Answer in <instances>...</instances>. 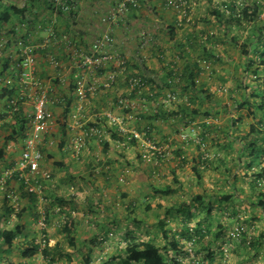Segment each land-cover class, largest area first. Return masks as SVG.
<instances>
[{
	"label": "crops",
	"instance_id": "0c3cea01",
	"mask_svg": "<svg viewBox=\"0 0 264 264\" xmlns=\"http://www.w3.org/2000/svg\"><path fill=\"white\" fill-rule=\"evenodd\" d=\"M121 1L123 0L90 1L80 6L78 17L74 21L69 20L67 22L65 17L56 15L51 16V21L61 33L68 34L72 31L69 34L75 37L78 48L84 52H89L92 43L106 28L100 21V16L108 13L114 4ZM140 1L142 5L139 9L131 11L125 20L115 23L112 27L116 41L115 50L127 59V69L118 71L110 66L108 70H105V72L117 70L116 86L112 90L100 89L96 94L88 96L80 111L83 121L86 122V126L100 122L95 116L104 111L121 115L123 112L118 109L117 102L121 97H130L128 80L134 74H142L144 77H148L156 87L158 85L160 87L166 86V77L174 79L173 75L177 73L183 75L184 83L182 85L187 87L191 85L189 78L194 76L197 85L200 88L204 86L209 89L210 95H213L211 98L208 97L209 93H187L197 97L195 108L199 110L198 115L190 116L185 120H182L181 116L174 117L176 116L174 112L178 111V107L177 105L175 108L172 107L175 105L173 102L164 103L163 94L167 91L165 90L161 92L162 98H157L158 100L149 102L145 99H135L142 106L141 108L138 106L136 114L127 119L125 129L128 133L123 134L134 136V134H144L146 131L148 133L151 131L154 143L169 144L174 155H176V151L181 150L180 154L186 158L184 160L187 162L188 152L194 143L191 134L195 130L199 137L205 133V140L200 149L195 144L200 153L193 160L199 163L201 155L204 158L201 149L205 148L204 151L209 154L214 152L213 159H209L211 162L214 163L216 160L220 162V152L224 150L223 146L227 144L228 137L236 139L235 147L237 149L243 143V140L240 143L237 140L241 131L242 119L240 114L242 110L239 111L235 103L242 100L246 85L249 86L251 83V86H258L254 80L247 83L245 79L239 78L237 71L243 69L246 58L242 56L239 44L231 40L237 30L234 33H228L221 22L213 16V7L207 0H187L190 5H193V9L190 20H184L182 23H180L181 16L178 10L167 8L165 0ZM213 2L223 5L230 0H213ZM48 20L50 17L47 14L32 15L26 32L31 38V44L36 47L35 51H38L36 52V76L49 87L48 93L51 102L47 106V112L54 121V126L49 133L42 136L40 149L43 153L41 167L50 172L53 179L41 180L43 185L42 197L37 194L30 197L24 196L21 185L16 180L10 181V189L20 196L22 194L21 209L24 211L21 217L18 215V221L15 222V227L11 229L4 228L6 221L9 222L10 220V215H13L10 214L12 207L10 204L6 206V201L1 199L2 196L0 195V219H5V223L0 221V229L17 230L18 234L11 246L2 243L0 240V264H40V260L37 261L40 256L43 262L54 261L55 264H73L72 261L76 260L75 255L81 252L82 247H85V249L88 248V251L81 259L84 263L85 259L90 257V253L93 257L92 260L96 259L93 248L95 246L112 245L115 242V244L121 245L123 242L127 247L126 238L129 233L138 238L136 233L148 226L146 221L140 219L138 215L140 213L148 215L150 211L146 212V208L149 204L143 206V201L145 199L151 201L156 198L155 192L159 193L155 190L156 187H159V183L153 184L154 181L151 178L155 172L162 171L161 169L163 171L169 169L175 171L177 168V166H173L172 162L171 165H168L169 160H166L169 162L165 165H163L164 160L160 164L144 161L139 144L124 145L125 142H121L120 138L113 134L116 128L110 127L104 121L101 123H103L106 131L105 136L99 140L87 139L85 149L79 155L74 152L75 139L78 136L84 137L82 130H73L70 127L71 113L76 112L80 105L76 95L77 80L74 77L76 70L64 73L66 76L64 79H60V71L52 67L49 62V55H55L56 58L58 56L62 59L64 55L61 56V54L63 52L60 49H54L52 46L39 48L45 33L38 28V24L47 25ZM17 24V20L14 19L11 23L0 26V31L5 29L11 35L15 33ZM22 34L16 35L14 40L10 37L11 43L17 41V46L15 47L14 44L11 46V52L15 56L9 64L7 62L8 69L13 67V62L18 59L16 51L19 49L18 42L20 41L18 40ZM247 34L246 41L250 33L247 31ZM211 35H214L215 41L209 44L204 43L208 41V37ZM142 42H146L144 51L140 49ZM204 47L208 51H204ZM141 54L146 56V60L143 62L139 59ZM215 56H217V60L214 58ZM4 71L0 67V73ZM4 74L8 81L7 88L16 89L19 84L14 71L10 70ZM215 80L217 81L215 82ZM169 81L168 78L167 84ZM244 81L245 83L240 89L239 83ZM168 90L175 91L181 96V93L185 92L174 87H170ZM246 95L249 96V92ZM61 98H64L65 102L57 104L56 101L60 102ZM66 101H70V107L67 106ZM159 101H162V106ZM4 102L5 100L0 94L1 113L5 107ZM21 109L28 118L33 113L31 103H23ZM158 110L165 117H155ZM208 113L211 114L210 117L206 116ZM175 123L181 124L179 128L175 127ZM2 126L3 123L0 121V127ZM182 132H185L188 138L184 142L172 143L175 138L178 139L176 135L182 134ZM247 135L249 136L246 142H252L254 136L250 133ZM23 140L16 137L6 143L4 138L0 137V153L3 152L4 155V161H2L4 166L12 167L20 160L24 148ZM259 144L264 147L261 137ZM179 157L181 158V155ZM213 165L211 164V166ZM128 172L129 179L133 180L134 190L126 187L119 188L123 186L121 183L118 186L121 177ZM149 179L153 184L151 189L154 188V191L147 188ZM63 181H72L75 184V191L71 195L70 193H60ZM58 199H64L67 202L65 209L75 221L71 235L75 239L74 245L61 232L63 222L55 223L52 221L59 216L55 215V207L49 202L54 200L59 204ZM39 209L48 215L47 235L51 250L46 256L40 252L34 257L23 258V253L28 244L32 241L41 242L38 228H36L32 218L35 216V211ZM175 211L181 213L179 209ZM172 212L168 209L166 214L171 215ZM82 231L85 233L81 234ZM89 235L92 238H89ZM67 241L69 245H67ZM111 260H116V257H111Z\"/></svg>",
	"mask_w": 264,
	"mask_h": 264
},
{
	"label": "trees",
	"instance_id": "16d2710c",
	"mask_svg": "<svg viewBox=\"0 0 264 264\" xmlns=\"http://www.w3.org/2000/svg\"><path fill=\"white\" fill-rule=\"evenodd\" d=\"M209 4L213 7L212 14L213 16L218 19L223 28L227 30L228 33H234L237 31H243L244 28L246 31L247 26L249 27V38H247V41H244L241 43L239 35L236 33L232 37V41L236 44H239L241 54L246 58V63L243 66V72L246 74V76L253 77L256 84H258L257 87L254 86H248L246 85L245 91H243V98L239 102H236V108L238 110H247L249 113V116H252L254 120H256V124H251L250 126V135H253L254 139L252 142L247 143L246 140L249 135H245L244 137H237V140L239 143L242 141L243 143L241 146L238 147V149L235 147L236 139L227 138V144L223 146L225 151H232L234 150L237 154L238 158V164L241 166L243 164L246 165V171L245 176L246 179H249L251 188L255 194L253 195L255 203H253L256 207L261 208L264 213V191H256L259 188L264 186V166L262 164L264 163V147L259 145L260 141V135H262L261 139L264 142V23L260 20L261 14L264 12V0H230V2H225L223 5H218L213 0H207ZM243 3L244 7L240 11H238L239 3ZM52 0H0V26H3L5 24L11 23L14 19L17 20L18 23H24L27 20V17L30 15H40V14H47L48 17H50L49 24L52 23L51 16L57 15L60 17H65V21H74L76 17H78L79 9L72 10L70 13H63L62 11L56 10L54 6L51 4ZM186 21V20H185ZM185 23V22H184ZM183 23V24H184ZM247 24L246 27L243 25ZM55 26V25H54ZM56 27V26H55ZM244 27V28H243ZM72 32V31H71ZM69 32V33H71ZM68 33V34H69ZM11 34V33H10ZM22 33H18L15 31V33H12L9 35L11 38H15V36L20 35ZM29 35L27 34L20 37V40L25 42V38H27ZM254 36V37H253ZM74 37V36H73ZM255 38V39H254ZM215 41L214 35H211L208 37V41L204 43H212ZM10 45V42L8 43ZM7 45V46H8ZM205 48V47H204ZM61 54L64 55L62 59L57 56V60L59 63H63L67 61L68 53L66 48L60 49ZM204 51H208L206 48ZM35 53L38 51H34ZM60 52V53H61ZM7 52H5L6 54ZM55 56V55H54ZM214 56V55H211ZM11 57L10 54H6L4 57V61H11L9 58ZM217 60V56H215ZM20 60V59H19ZM18 62V60H17ZM8 64L6 62L5 65L2 67L7 71ZM1 75V74H0ZM136 74H134L135 76ZM142 77H144L142 74H138ZM179 81L173 80L172 83L167 84V79L170 80L172 78L166 77V86H155L154 83L147 77H144L148 84V89H145L142 91V93H138V91L131 92L130 97L127 96L131 100H135L136 98L145 99L146 101H153L158 100L159 98H162L163 91L167 90L165 94H163V99H166L167 93L175 91L168 90L170 87H174L175 89L184 90V93H181V95H178L176 92L174 93L177 96V100L173 101L175 105L178 107V111L174 112V117L181 116L182 120H185V118H189L190 116H196L199 114V110L196 109V96H190V94L187 93H209V89L205 88L204 86L199 87L196 83V78L194 76H191L189 79L191 80V85L187 87H183L184 83V77L182 74H179ZM175 74L173 75V77ZM244 82L239 83V87L242 89V86L244 85ZM129 86V85H128ZM238 87V88H239ZM19 86H16V89H8L7 86H0V94L2 95L3 99L5 100V107L2 113L0 112V121L3 123V126L0 127V137L2 136L5 140V142H9L10 140L17 138L24 139L26 137V132L28 131L29 127V118L24 114L23 110L20 109L17 112L9 113V110L7 109V105L9 104V101L12 97H15L17 95L16 91H18ZM75 89V87H74ZM249 92V96L246 95ZM209 93L208 97H211L213 95H210ZM76 95H77V86H76ZM185 96V97H183ZM78 98V96H77ZM158 98V99H157ZM61 100H65L64 98H61ZM67 100V99H66ZM187 100V101H186ZM160 105L163 104L162 101H159ZM57 104L59 102L56 101ZM66 104L68 107H70V101H66ZM118 104V102H117ZM166 104V103H165ZM160 106V107H161ZM67 107V113L69 112V109ZM162 108V107H161ZM137 111V110H136ZM136 111L127 110V113H133ZM134 114V113H133ZM164 116L163 113H161L158 110V114L155 115V117H161ZM207 117H210L211 114H207ZM181 120V121H182ZM234 125H236V122H234ZM116 128V127H115ZM113 134L120 138L119 140L121 142H125V145H136L139 144V140L135 138L131 134H123L118 127L115 131H113ZM147 136L149 139L153 141L151 131L148 133L147 131L143 134ZM131 137V139H129ZM205 140V133L200 137V143L198 145L199 149L201 145L203 144ZM154 142V141H153ZM181 150L176 151V155L180 154ZM2 152V151H1ZM182 153V152H181ZM3 152L0 153V176L4 174L6 170H8L9 166H4L2 164V161H4ZM142 156V155H141ZM161 160V158L159 157ZM220 163H222V159H220ZM199 163L197 166L193 167V170L195 174L198 176V178L202 177V170L201 166L204 165L206 167L213 165L214 163L209 160V158L204 159L203 155H201L199 159ZM183 165L186 164V161L182 159ZM13 167V166H12ZM254 169V170H252ZM231 177L235 180L234 182H237L239 180L238 176L231 172ZM23 189L24 196H36L35 193H31L27 189H25V184L22 181H18V177L15 179ZM10 179L7 180V186L9 187ZM155 190L159 193H164L166 195L171 194L174 190L171 187H167L166 189L156 187ZM22 196V194H21ZM226 201H231L235 199L234 195H228L224 197ZM198 202L200 204L203 203L204 198L198 197ZM215 203L219 200V198L215 197ZM59 207L61 208L60 214L64 215V222L61 225V232L64 234L66 238L71 242L72 245L75 243V239L71 237L73 234V226H74V219L65 209V206H67V202L64 199H58ZM214 203L209 202L207 206L201 205L204 209H207V218H205L203 221H199L198 224H196L195 227H190L188 219L195 216V213L193 211L189 210V208L182 207L179 211L183 212L184 218H186V222L184 221V227L186 238L189 242H191L193 246V250L196 248V246H199V244L202 245V248L206 249V245L203 243L206 241L207 237L211 235V224L209 221L211 220L212 212L214 210ZM20 213L18 215H21L24 213L23 209H20ZM13 209L11 210L12 214ZM151 211V206L148 205L146 208V212ZM1 218V217H0ZM1 220V219H0ZM46 221L48 222V215H46ZM161 226L165 227V222H161ZM221 229H224V227H220ZM168 232H165L164 235L166 238L170 239V245L172 248L179 253H183V248L180 245V241L176 239L175 235L172 237H169ZM222 232H219L217 234V238L221 237ZM17 230H1L0 229V240L2 243L7 244L8 246H11L15 239L17 238ZM239 238L242 243H249L250 245L252 242H250L249 238L247 237V231H244V227L240 230ZM243 238V239H242ZM127 240V247L125 249L126 257L122 259V264H170V260L168 256L162 253L161 248L159 245H157L154 241H139L138 238L133 237L131 233H129ZM211 243V241L207 240V243ZM44 246V247H43ZM253 246V245H251ZM208 248V260L209 264H214L215 257L212 249ZM221 249V248H218ZM51 250L48 240H44L43 242L36 243V241H32V243L28 244L25 252L23 253V258H30L34 257L35 255L42 252L45 256L49 253ZM92 254L90 253V257L85 259V264H90L92 261ZM53 260V259H52ZM171 260L174 264H176L178 261L177 257H171ZM115 260H111L113 263ZM54 262V261H50ZM180 262V261H179Z\"/></svg>",
	"mask_w": 264,
	"mask_h": 264
},
{
	"label": "rangeland",
	"instance_id": "374dc122",
	"mask_svg": "<svg viewBox=\"0 0 264 264\" xmlns=\"http://www.w3.org/2000/svg\"><path fill=\"white\" fill-rule=\"evenodd\" d=\"M241 1L239 3L238 11H240L242 7H244ZM192 7L193 5H191V11L193 9ZM260 20L264 23V12L261 14ZM246 25L247 24H244L243 26L246 27ZM249 27L250 26H247L248 32ZM237 34L240 37L241 43L246 41V37L248 34L245 28L241 32L237 31ZM237 72H239V78L242 80L245 79L247 83L254 80L253 77L246 76V74L243 72V69H240ZM216 81L217 80H215V82ZM127 99L130 100L129 98ZM138 106L139 108H141V103L138 104ZM172 107L175 108L176 105H173ZM133 113L136 114V112ZM133 113H129V118H132V116H134ZM247 114L248 112L245 109H243L240 114L242 122L240 126L241 131L239 132V136L242 137L248 134L251 124L257 125L256 120H254L252 116H249ZM175 125L176 128H179L181 124L175 123ZM176 136L178 139L175 138V141H172V143H179V141L184 142L185 139L188 138V135L185 132H182V134H178ZM191 136L193 137L192 139L194 140V143L192 145V149L188 152V160L185 165H183L182 159L186 158L182 156L180 158L178 155H174L173 149H168L164 152L165 155L166 152H171L170 155L162 157L161 160L157 158V160L154 161L160 164L164 160L165 162H163V165L170 161L168 165H171L172 162L173 166H177V168H175V171H172V169L163 171V169H161L162 171H160L159 173L155 172V174L151 178L154 181L153 184H156L157 182L159 183L158 185L160 188L166 189L167 187H171L174 191L168 195L155 192V199L151 201L145 199L143 201V206L149 204L152 207V211H150L148 215H145V213H140L138 215V217L145 220L146 224L148 225L138 231L139 233H136L138 240L154 241L157 245H159L162 253L168 256L170 264H174L171 260V257L178 258V262L176 264H209L208 248L212 249L214 253V264H264V213L261 208H258L253 204L255 203L254 201H256L253 197L255 192H253L251 188L249 179H246V165L243 164L240 166L237 163L238 158L235 151L221 150L220 153L221 159L223 160L222 163L216 160L213 166L204 168L205 166L202 165V177L198 178L193 170V167L197 166L198 162H195L193 159L200 153L199 149L195 147V144L199 145L200 137L198 135V132L195 130H193ZM260 137H262V135H260ZM155 145L166 150L167 144L159 145V143H156ZM201 146L203 147V145ZM204 149H201V151L204 153V158H209L210 160L213 159L214 152L209 154L208 152H205ZM142 151L143 148L140 147L141 155ZM175 158L176 161H174ZM262 166H264V163L262 164ZM165 168L167 169V167ZM229 170L238 176L239 180L237 182H234L235 180L233 179V177H231L230 173H228ZM120 181L121 182H119L118 186H120L121 184H123V186L119 188L126 187L128 189L134 190L133 180L129 179V172L126 173L125 176H122ZM148 181L149 184L147 188H150L151 191H154V188L151 189V187H153V184H151V180L149 179ZM74 186L75 184L72 181H63V183L61 184L60 193H70L71 195V193L75 191ZM256 191H264V186ZM0 195L2 196L1 199H4L6 201V206L9 204L13 206L12 203L9 202L5 197H3L2 194ZM228 195H234L235 199L226 201L224 197ZM198 197L204 198L202 204L205 206H207L209 202H213L215 205L214 210L211 214L212 218L209 221V223L211 224V235L208 236L206 241L203 243L204 245H206V249L202 248V245L199 244V246H196V248L193 250L191 242H189L186 238L187 233L185 232V227L183 224L186 218H184L183 212L179 213L175 210L185 207L193 211V213H195V216L189 218L188 223L189 225H191L190 227H195L199 221H203L205 218H207V209H204L201 206L202 204H200V202H198L197 200ZM215 197L219 198L216 203ZM22 204V200L20 199L18 207L19 209H21ZM49 204L55 207V215L59 216L56 219H52V221L55 223L64 222L65 216H61L60 212H58V208H60V205L54 200H52L51 203L49 202ZM168 209L173 211L171 215L166 214V211ZM19 213L20 210L17 211L16 209H13V215H10L9 222L6 221L4 229H11L12 227H15V222L19 219ZM46 214V212L39 209L35 211V216L32 217L35 222L36 228H38L37 231L40 234L39 238L41 239V242H43L45 239L48 240L47 228L49 222L45 221L44 226L39 225V219H41L42 217L46 218ZM0 221L2 223H5V219H1ZM162 221L167 224L165 227L161 226L160 222ZM222 226L224 227V229L220 228ZM242 227H244V231H247V237L249 238L250 242H252L251 245L253 246H251L249 243L241 242L239 233ZM165 232H168L167 234L169 237L175 235L176 239L180 241V245L184 247L183 253L178 254V252H176L172 248V246L170 245V239L166 238L164 235ZM219 232H222L223 234H221V237L217 238V234H219ZM83 233H85V231L81 232V234ZM91 233H93V231H91ZM90 235L89 238H92ZM207 240H210L211 243H207ZM66 243L67 245H69L68 241ZM115 243H112V245L102 244L103 246L100 245V247H93L96 254V259L92 260L90 264H122V259L126 257V246L123 242L121 245H117ZM80 251V253H77V255H75L76 260L72 261L73 264H85L81 259L87 253L88 248L85 249V247H82ZM111 257H116V260L113 261V263L111 262ZM39 260L40 264H55L54 262H43L41 256L37 261Z\"/></svg>",
	"mask_w": 264,
	"mask_h": 264
},
{
	"label": "built area",
	"instance_id": "2783aa9c",
	"mask_svg": "<svg viewBox=\"0 0 264 264\" xmlns=\"http://www.w3.org/2000/svg\"><path fill=\"white\" fill-rule=\"evenodd\" d=\"M90 1L95 0H52L51 4L56 10L70 13L72 10H77L81 5L87 4ZM165 3L167 8L178 10L181 16L180 23L184 20H190L191 5L187 0H165ZM141 5L140 0H123L118 4H114L108 13L101 15L99 19L106 28L92 43L89 52L80 50L75 37L71 34L59 32L54 24H38V28L45 33L39 48L52 46L57 50L63 47L67 50L68 59L63 63H59L54 55H49V62L52 67L60 71V79H64L65 74L69 71L74 72L76 70L74 77L77 80V96L80 105L76 109V112L71 113L70 127L73 130H82L84 135V137L78 136L74 141L73 148L77 155L85 149L87 139L99 140L105 136L106 131L104 125H102L103 123H101L102 121L106 122L110 127H118L122 133H128L125 129V123L126 119L129 118V113L126 111L137 110L138 104L135 100L121 97L117 104L118 109L123 112L121 115H117L111 111H104L95 116L100 122L90 126H86V122L83 121L80 111L89 95L96 94L100 89L112 90L115 88L118 77L117 70L125 71L127 69V59L115 50L116 41L113 36L112 27L115 23L125 20L131 11L139 9ZM27 25L28 22L21 24L18 30L24 36L27 35ZM30 40L31 38L28 36L25 38V42L22 41L23 43L19 45L17 57L20 60L9 69L14 71L15 77H18L19 90L17 95L10 99L7 109L11 114L17 112L23 103L28 102L33 106V113L29 115L30 123L26 137L23 140L24 148L20 160L0 176V194L11 202L13 205L11 206L12 209H16L17 211L20 210L18 207L21 196L7 186V180H13L18 177V181L24 182L25 189L41 197L43 192L41 180L48 181L52 178L51 173L43 170L41 167L43 153L40 149L42 136L49 133L54 126V121L47 112V106L51 102L48 93L49 87L36 76L37 56L34 52L36 47L31 44ZM8 43V32L3 30L0 32V67L4 63L3 59L6 56L5 50ZM145 45L146 42L141 43V51L145 50ZM139 59L143 62L146 60V56L141 54ZM110 66L117 70L105 72ZM179 74L177 73L169 83H172L173 80L179 81ZM7 82L5 74H1L0 86H7ZM128 84L130 92L138 91L140 94L143 90L148 89L147 81L138 74L132 75L128 80ZM175 100H177V96L172 92H168L164 103H170ZM64 102L65 100H60L59 103ZM134 137L139 140L140 147L143 148L142 159L144 161H152L154 164H158V162H154L157 158L165 157L171 153L166 152V155L164 154L165 151L171 149L169 145L166 146L165 150L162 147H157L156 143L143 134H134ZM60 211L61 208H58V212ZM45 221L46 218L42 217L39 219V225L44 226Z\"/></svg>",
	"mask_w": 264,
	"mask_h": 264
},
{
	"label": "clouds",
	"instance_id": "9594fccd",
	"mask_svg": "<svg viewBox=\"0 0 264 264\" xmlns=\"http://www.w3.org/2000/svg\"><path fill=\"white\" fill-rule=\"evenodd\" d=\"M31 19H32V15H30V16L27 17L26 22L29 23V22L31 21ZM24 23H25V22H24ZM21 24H23V23H18V24L15 26V27H17V28H16V31H17L18 33H19L18 30H19V27H20ZM4 30H5V29H4ZM1 31H3V30H1ZM1 31H0V32H1ZM7 32H8V31H7ZM8 38H9L10 45L7 44L8 46H6V50H5V52H7L6 54H10L11 57H9V58L12 59V58H14L15 55L11 52V51H12V47H11V46L14 44V46L16 47V46H17V41H16V42L14 41V42L11 43L12 40L10 39L9 32H8ZM15 39H16V38H15ZM13 40H14V39H13ZM18 41H20V42H18L19 45H20L21 43H23L22 40H20V39H19ZM16 55H17V51H16ZM17 58H18V57H17ZM17 60L19 61V58H18ZM17 60H15V61L13 62V64H15V63L17 62ZM6 62H8V61H6ZM6 62L4 61V63L2 64V66L5 65ZM9 62H10V61H9ZM2 66H1V67H2ZM2 68H3V67H2ZM3 69H4V68H3ZM4 70H5V69H4ZM9 71H10V70L7 68V71L1 72L0 74L7 73V72H9Z\"/></svg>",
	"mask_w": 264,
	"mask_h": 264
}]
</instances>
